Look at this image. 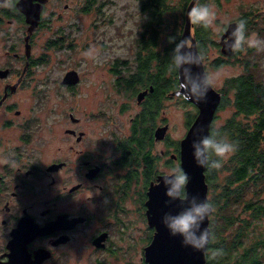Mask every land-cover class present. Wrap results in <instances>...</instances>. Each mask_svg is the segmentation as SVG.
<instances>
[{
  "label": "flooded vegetation",
  "instance_id": "af4514ba",
  "mask_svg": "<svg viewBox=\"0 0 264 264\" xmlns=\"http://www.w3.org/2000/svg\"><path fill=\"white\" fill-rule=\"evenodd\" d=\"M19 1L0 0V264H135L136 244L142 245L138 264H144L155 231L148 223V189L160 175L181 168L180 144L168 135L164 108L178 86L167 91L161 84L156 91L157 84L144 78L128 86L138 66L113 62L105 90L115 91L121 113L133 101L137 111L124 133L99 125V141L91 142L87 118L69 102L85 79L78 63L55 77L45 71L50 53L74 45L63 14L76 21L88 0H27L31 9L41 8L33 28ZM45 31L51 33L40 40ZM71 69L79 80L61 83ZM124 94L130 98L121 102L117 96ZM101 108L96 115L111 125L116 116ZM166 123L165 135L156 138Z\"/></svg>",
  "mask_w": 264,
  "mask_h": 264
},
{
  "label": "trees",
  "instance_id": "16d2710c",
  "mask_svg": "<svg viewBox=\"0 0 264 264\" xmlns=\"http://www.w3.org/2000/svg\"><path fill=\"white\" fill-rule=\"evenodd\" d=\"M106 1L88 0L87 9L89 11L95 5L97 11H103ZM140 1L141 11L147 13L148 17L143 21L136 45L138 69L133 73L128 86L137 87L144 83V78L157 84L156 91L161 84L169 91L178 86V72L172 64L171 54L173 45L179 41L184 25V12L190 0H178V9L181 10L183 20L162 49L157 47L161 27L166 22L165 14L176 6L170 0ZM196 3L208 4V1L198 0ZM255 16L258 17L256 10L249 9L242 10L236 18H242L245 22V37L253 31L259 37L264 36V27L258 25ZM192 29L198 50L204 58L208 42L218 46L217 41L211 38L209 25L193 23ZM59 40L62 39L56 37L53 43L58 44ZM260 43L259 41L256 45H247L245 53L242 54L243 41L242 47L236 49L234 54H219L210 60V65L215 67L238 61L242 71L224 80L223 95L218 108L230 104L233 110L218 126L214 125L218 118V114H215L210 129V132L215 131L219 137L232 141L235 148L221 158L220 167L205 169L209 186L208 200L213 204L209 222L212 238L206 251V264H264L261 253L264 249V238L255 232L250 236V228L255 230L254 220L264 216V74L258 58L264 54V44ZM71 46L72 44L69 45L70 48ZM184 101L193 103L187 99ZM193 117L194 113L188 114V125ZM239 205L246 213L244 216L236 211ZM239 249L242 251L239 252Z\"/></svg>",
  "mask_w": 264,
  "mask_h": 264
},
{
  "label": "rangeland",
  "instance_id": "374dc122",
  "mask_svg": "<svg viewBox=\"0 0 264 264\" xmlns=\"http://www.w3.org/2000/svg\"><path fill=\"white\" fill-rule=\"evenodd\" d=\"M206 1H208V4L215 11V17L209 26L211 29V38L217 41L218 46L214 45L212 42H208V49L203 59L210 82L216 89L222 90L224 80L228 76L240 73L242 71V66L238 61L226 62L219 67L210 65L211 59L222 54L219 45L220 35L228 22L235 20L242 10H256L258 17L255 16V20L258 22L259 26L264 27V0ZM170 2L176 7L174 10L165 14L166 22L161 27L158 37L160 42L157 48L160 49L169 41L171 33L173 34L179 29L183 20L181 10L178 9L179 1L170 0ZM63 16L66 17L64 23H69L68 29H70L72 33H75L73 37L74 45H72L71 48L66 47L63 50L50 53L51 64L46 66L45 71L50 72L48 75L49 77H55L61 71L68 68L69 65H75V63H78L80 69L83 71L85 79L78 84L79 89L77 88L74 93H70L71 98L69 102L71 110L79 114H84L87 118L85 131L88 140L98 143L97 130L99 125H103L104 131L115 127L118 133H124L128 127L129 119L137 111V107L134 105L135 103L133 101L132 105L121 113L119 107L114 106L115 103L112 100L113 96L116 95L115 91L112 89L106 91L105 87H110L109 80L111 81L113 78V75L109 71V67L113 62L122 64L129 61L133 62L135 67L137 65L136 45L138 37L141 35L143 21L147 19L146 13L141 11V1L107 0L104 4L103 11H97L95 5H93L89 11L87 9L85 14L80 13V16H76V21H74L72 17H68L66 12ZM72 21L78 26L71 23ZM56 23L59 22H55L54 27ZM50 33L45 31L44 34L40 36V40ZM248 39L258 40V42H261L260 45L264 44V36L259 37L258 34L253 31L245 37L242 54L246 51L245 48L248 45L246 41ZM83 43H85V46H82ZM258 58L264 74V54H261ZM44 76V73H40V77L44 78ZM51 87H54V85L51 84ZM51 92L54 93L55 91ZM117 97L121 99V102L127 101L130 98V96L126 97L125 94ZM55 101L56 96H50L49 103L53 104ZM100 105L102 106L101 109L108 113L111 111L116 116L112 117L113 123L111 125L105 121V117L102 121L99 119V116L96 115L99 113ZM164 106L165 115L170 122L168 135L171 139L179 142L181 138L184 137L189 127L187 124L188 114L194 113L195 117L198 108L194 103L185 102L183 97L178 96L167 98ZM232 110L233 107L230 104H227L223 108H218L216 110L218 118L214 121V125H220L223 120L231 114ZM104 140H106V138H104ZM103 148L106 149L108 147L106 146ZM167 170H169V167ZM133 204L135 207L136 228V225L140 223L138 222L140 218L136 211V206L138 205L136 198H134ZM236 211L242 216L246 214L241 205L237 206ZM255 221V230L250 228V236H253V232H255L256 235L264 238V216L254 220V222ZM141 248L142 245H135V264L140 262L139 254ZM241 251L242 249H239V252ZM261 253H263L264 257V249Z\"/></svg>",
  "mask_w": 264,
  "mask_h": 264
},
{
  "label": "water",
  "instance_id": "95a60500",
  "mask_svg": "<svg viewBox=\"0 0 264 264\" xmlns=\"http://www.w3.org/2000/svg\"><path fill=\"white\" fill-rule=\"evenodd\" d=\"M198 0H190L184 16V25L180 34L179 42H181L184 48L182 52L190 50L193 54L192 60L186 61L181 65V68H177L178 72V87L180 82L189 83L193 79L199 78V73L207 77L209 86L207 92L203 97L197 99L192 95L187 99L193 102L198 112L190 123L186 134L179 141L180 144V166L188 174V179L185 185V191L188 198L195 197L197 200L208 199L209 186L206 181L205 169L206 166L196 163L192 154V141L198 139L201 135L210 133L211 125L214 121L216 110L222 99V91L216 89L208 78V74L205 68L204 59L198 50L197 40L192 32L193 22L188 16V12L191 7ZM19 7L26 13L27 20L30 22V28H33L40 19V9H31L29 1H19ZM235 20H231L226 25L225 29L220 35L219 45L220 51L223 55L230 56L235 53L227 42L232 40L230 35L232 29L235 27ZM79 80V74L77 70H68L61 80V83H76ZM177 87V88H178ZM170 91L172 95H176V89ZM153 89V87H150ZM183 92L185 89L180 88ZM147 89L138 92L137 100L140 101ZM168 124L160 126L155 131L156 138H161L165 135ZM170 173L162 174L158 177L157 182H151L148 189L147 215L148 223L155 228L151 241L145 246V261L146 264H206V251L208 243L202 247L197 248L189 243H185L179 233L173 234L165 226L162 221V217L166 212H177L181 208L188 204V199L177 198L169 196L166 191V184L162 177L170 175ZM213 210V209H212ZM206 215L205 219L201 221V227H207L210 230V214ZM211 232V230H210Z\"/></svg>",
  "mask_w": 264,
  "mask_h": 264
},
{
  "label": "clouds",
  "instance_id": "9594fccd",
  "mask_svg": "<svg viewBox=\"0 0 264 264\" xmlns=\"http://www.w3.org/2000/svg\"><path fill=\"white\" fill-rule=\"evenodd\" d=\"M188 16L193 23L208 26L213 22L215 11L207 3H195L189 10ZM244 27L245 22L242 18L235 22V27L230 33L232 40L227 42L233 50L242 47V42L245 40ZM246 42L249 46H252L256 45L258 40L248 39ZM182 48L184 46L179 41L172 48L171 60L176 68H181V65L189 60L196 62L190 50L182 52ZM198 75V79H193L189 83L181 81L176 89V94L184 99H188L190 95L197 99L203 97L207 92L209 81L205 75L200 73ZM180 88L185 89V91L181 92ZM234 148L235 144L232 141L219 137L215 131L201 135L198 139L192 141L193 158L196 163L208 168L220 167L221 158L225 153L233 151ZM162 179L166 184L165 191L169 196L188 199V204L179 211L166 212L163 215L162 221L165 226L173 234L179 233L185 243L197 248L204 247L212 237L207 227H201V221L213 209L212 202L207 198L197 200L195 197H187L184 189L188 174L183 168L174 169L170 175H165Z\"/></svg>",
  "mask_w": 264,
  "mask_h": 264
}]
</instances>
